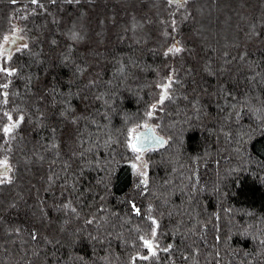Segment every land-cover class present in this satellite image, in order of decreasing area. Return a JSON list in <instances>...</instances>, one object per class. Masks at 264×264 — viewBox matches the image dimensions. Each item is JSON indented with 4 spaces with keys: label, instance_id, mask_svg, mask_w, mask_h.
Returning a JSON list of instances; mask_svg holds the SVG:
<instances>
[{
    "label": "trees",
    "instance_id": "1",
    "mask_svg": "<svg viewBox=\"0 0 264 264\" xmlns=\"http://www.w3.org/2000/svg\"><path fill=\"white\" fill-rule=\"evenodd\" d=\"M39 3L0 0V47L28 45L0 73V264H264V0Z\"/></svg>",
    "mask_w": 264,
    "mask_h": 264
},
{
    "label": "snow or ice",
    "instance_id": "2",
    "mask_svg": "<svg viewBox=\"0 0 264 264\" xmlns=\"http://www.w3.org/2000/svg\"><path fill=\"white\" fill-rule=\"evenodd\" d=\"M13 2H15V0H13ZM52 3H55L56 0H51ZM66 3L68 4H72V3H80V0H65ZM31 3L32 4H36L38 5L39 7L43 8V4H40L39 3V0H31ZM168 3L169 5H176L177 6V9L181 8V7H184L187 3H188V0H168ZM175 22H173V25H174ZM13 32L15 33L16 32V29H13ZM76 35L77 34H73V39L76 38ZM8 37L5 36L3 37V40H2V43H8ZM17 39H23V37H18L16 36L15 34L13 35V38H12V41L11 43L12 44H15L17 42ZM179 45V42L177 41L175 45H173L172 47H170L168 49V52L165 53L166 55L167 54H178L180 53L181 51H183L182 47L178 46ZM28 47L27 44L23 45V48L22 49H18V51H22L23 49H26ZM11 60V55L9 54L8 50L7 49H3L2 47H0V73H2L3 75L5 76H13L16 74V70L13 69V68H10L8 67V62ZM175 83L174 79L172 76H169L167 78V83L165 85H162V94L160 96V99L158 101V104L162 105L164 103V101L166 99H170V95H169V89L172 87V84ZM8 87V83H3V84H0V90L2 89H7ZM0 96L3 97L2 100H0V103H3V104H7V96H8V93L6 91H0ZM152 110H150L146 115L151 118L153 116V112L154 110L157 108V104H153L151 106ZM4 116L7 117V120L9 121V123L3 127L2 131L3 133L5 134V136L7 137H10V138H13L14 139V133H15V130L19 128L20 124L23 122L24 120V117L23 115H20L17 117L16 120H13L12 118V115L8 112H5L4 113ZM141 127V125H137V128ZM143 127L145 128H149V126L147 124H144ZM149 131H153L152 129L149 128ZM136 133V128H133L130 130V133H129V136H130V139H129V147L131 148V150L135 153H142L144 150H145V143L144 141L147 140V139H151L154 143H158V144H164L166 143V141H164L162 138H158V137H155V136H151V137H144V139H142V136L141 135H134ZM141 159V156L140 155H137V160H140ZM135 167V165H134ZM0 169H2V172H0V184H5V183H12V178L8 175V173L12 170L11 169V166L9 165L8 163V160L7 158H5L4 160L0 161ZM143 175V173H141ZM146 183V181H145ZM133 207H135L133 205ZM73 211H75L73 209ZM136 212L137 214H139V209H136ZM152 223L155 225L156 224V221L153 220ZM17 231H19V229H17ZM156 235L155 233V230H153L152 232V237L154 238ZM32 238L33 239H36L37 237L35 236V234L32 235ZM141 240L143 241V245L145 247H147L149 249V251L151 252L152 256H156V251H155V245H154V242L153 240H148V239H144L143 237H141ZM262 243H264V241H262ZM169 249H164V251H168ZM144 259V260H147L149 259L150 257L148 256H142V257H134L133 258V264H135V259Z\"/></svg>",
    "mask_w": 264,
    "mask_h": 264
},
{
    "label": "rangeland",
    "instance_id": "3",
    "mask_svg": "<svg viewBox=\"0 0 264 264\" xmlns=\"http://www.w3.org/2000/svg\"><path fill=\"white\" fill-rule=\"evenodd\" d=\"M14 34L16 36H18V37H21L20 32L17 31V32L13 33L12 35H10L8 37L9 38L8 39V43H3V46H2L3 49H7L8 50L10 55H12L16 50L22 48L23 45H25L24 41H22L21 39H17V42L15 44H12L11 41H12V38H13ZM147 125L149 126L150 129L153 130V127H150V124L147 123ZM149 128H145L143 126H141L139 128H136V133L134 135H137L139 133L149 132V135L158 137L156 135L157 133L154 130L153 131H149ZM137 155H140L141 159L137 160V157H136V160H134V162H133V167L135 165L134 171L136 173L137 180H138V185H139L138 189H144V188L147 187V182H148V163L146 162L145 157H144L143 154H141V153L138 154L137 153ZM141 173H143V175ZM145 181H146V183H145Z\"/></svg>",
    "mask_w": 264,
    "mask_h": 264
},
{
    "label": "water",
    "instance_id": "4",
    "mask_svg": "<svg viewBox=\"0 0 264 264\" xmlns=\"http://www.w3.org/2000/svg\"><path fill=\"white\" fill-rule=\"evenodd\" d=\"M137 135H141L142 139H144V137H151V135H149V132L139 133ZM144 143H145V150L141 154H144L145 151H147L148 149L152 148L153 145H154V142L151 139L145 140Z\"/></svg>",
    "mask_w": 264,
    "mask_h": 264
}]
</instances>
